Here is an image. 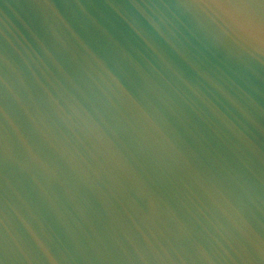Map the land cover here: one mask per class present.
<instances>
[{
	"label": "water",
	"instance_id": "95a60500",
	"mask_svg": "<svg viewBox=\"0 0 264 264\" xmlns=\"http://www.w3.org/2000/svg\"><path fill=\"white\" fill-rule=\"evenodd\" d=\"M175 0H0V264H264V63Z\"/></svg>",
	"mask_w": 264,
	"mask_h": 264
},
{
	"label": "snow or ice",
	"instance_id": "6c2138e0",
	"mask_svg": "<svg viewBox=\"0 0 264 264\" xmlns=\"http://www.w3.org/2000/svg\"><path fill=\"white\" fill-rule=\"evenodd\" d=\"M175 20L194 22L212 44L264 63V0H175Z\"/></svg>",
	"mask_w": 264,
	"mask_h": 264
}]
</instances>
